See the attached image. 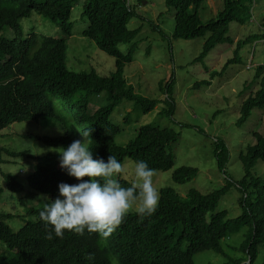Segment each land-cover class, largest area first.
Here are the masks:
<instances>
[{
  "label": "trees",
  "instance_id": "1",
  "mask_svg": "<svg viewBox=\"0 0 264 264\" xmlns=\"http://www.w3.org/2000/svg\"><path fill=\"white\" fill-rule=\"evenodd\" d=\"M260 0H223V8L215 18L204 22L199 11L208 0H166V8L175 12L174 40L205 38L203 50L195 62L205 59L218 45H234L228 34L230 25L246 26L253 19L254 8ZM80 0H0V134L16 123H36L61 132L58 138L24 136L50 148L66 147L73 140L82 139L93 157L106 159L114 155L122 164L125 160H144L154 172H168L175 166L170 146L180 140L173 129L141 127L134 140L126 146L117 145L122 130L111 121L114 110L124 100L133 102L136 110L150 113L156 101L135 93L125 78V68L133 61L140 28L129 30L128 24L137 17L129 0H85L82 18L88 27L82 36L99 50L115 59V71L101 77L94 71L75 73L67 68V41L73 35L72 11ZM258 4V3H257ZM36 13L58 25L61 38L40 35L31 28L24 31L22 22ZM10 31L12 36H7ZM264 40V33L249 36L236 44L234 58L224 69L211 74V80L224 73L228 66L240 62V52L249 42ZM131 45L127 55L118 47ZM205 82L201 85H209ZM259 89L241 106L238 126H243L253 112L264 109V66L255 69L249 87ZM162 89V87H161ZM172 86L166 85V101L174 109ZM104 97L105 103H94ZM256 144L240 152L243 179L228 183L209 194L192 189L182 199L172 188L159 193L156 210L143 218L128 213L107 237L85 231L82 235L65 230L62 237L52 235L39 218L40 209H30V220L16 232L7 221L22 219L11 214L0 215V264H195L193 257L212 251L223 254V242L241 229H247L241 245L246 258L229 260L225 264H258L262 254L264 264V178L254 175L258 163H264V137L254 133ZM217 167L226 179L230 151L222 140L214 143ZM24 157L0 146V165L8 159ZM55 160H59L58 156ZM198 176L192 167H180L172 174L176 185H184ZM6 190L11 194L23 191L13 175H4ZM84 179H88L85 177ZM101 179V178H97ZM122 187L130 183L119 177ZM61 182L74 184L54 163L38 165L26 178L27 187L54 199ZM232 184L240 192L241 215L230 219L226 211H218L219 204ZM5 189L0 188V201Z\"/></svg>",
  "mask_w": 264,
  "mask_h": 264
},
{
  "label": "rangeland",
  "instance_id": "2",
  "mask_svg": "<svg viewBox=\"0 0 264 264\" xmlns=\"http://www.w3.org/2000/svg\"><path fill=\"white\" fill-rule=\"evenodd\" d=\"M43 2L44 0H38ZM135 9L137 17L128 24L129 30L141 29L137 37L133 61L125 68V78L135 93L156 101L154 109L143 114L136 110L133 102L124 100L114 110L111 121L121 130L116 143L126 146L134 140L141 127L151 126L163 129H173L180 134L178 143L170 146L169 152L175 157V166L168 172H154L153 187L158 193L166 188H172L185 199L187 193L195 189L202 194H209L224 188L228 183L243 179L244 170L239 160L240 152L249 145H255L254 133L264 137V109L253 112L251 118L243 126H238L240 110L243 102L254 94L258 85L245 88L254 80L255 69L264 66V40L249 42L240 52V62L230 65L223 74L211 80L212 73H220L227 62L234 58L236 44L249 36L264 33V0L256 3L253 22L246 26L235 23L230 25L229 36L234 45H218L202 61L195 62L200 56L205 38L194 40H174L175 12L166 8V0H129ZM85 0H80L73 9L71 22L73 35L68 39L67 68L75 73L94 71L101 77H110L115 71V59L98 49L90 40L82 36L88 27L87 20L82 18ZM223 8V0H208L199 15L204 22L216 17ZM24 31L31 28L35 32L53 38H61L57 24L46 20L36 13L29 20L22 22ZM11 37L12 33L7 32ZM131 45L118 47L123 55H127ZM210 82L209 85H201ZM172 86L171 102L166 101V85ZM162 87V89H161ZM97 105L105 103L104 97L95 100ZM48 136L58 138L62 135L55 129L36 123H16L0 134V146L14 152L24 153V157L8 159L9 162L0 165V188L5 193L0 201V215L11 214L22 219L7 221V225L16 232L30 220L27 212L30 209L43 208L48 203V197L31 191L26 184V178L33 173L38 165L54 163L59 168V148H50L24 136ZM216 140L225 142L230 151L227 175L219 172L214 152ZM89 147V146H88ZM90 149V148H89ZM134 163L125 160L122 172L114 179L132 182ZM180 167H192L198 170V176L184 185H176L172 180L173 172ZM254 175L264 178V163H258ZM13 175L24 188L22 192L11 194L6 190L4 175ZM240 192L232 184L221 200L218 211H226L230 219L239 217L242 213L239 206ZM159 202V201H158ZM135 204L128 213H135ZM247 229H241L229 239L224 240L223 254L212 251L198 253L193 257L195 264H225L229 260L246 258L241 245L246 240ZM262 254L258 264H262Z\"/></svg>",
  "mask_w": 264,
  "mask_h": 264
},
{
  "label": "clouds",
  "instance_id": "3",
  "mask_svg": "<svg viewBox=\"0 0 264 264\" xmlns=\"http://www.w3.org/2000/svg\"><path fill=\"white\" fill-rule=\"evenodd\" d=\"M254 17L251 22H253ZM89 132H81L82 139L73 140L57 151L59 167L77 182L57 185L58 195L48 199L39 218L51 228L46 238L62 237L65 230L76 234L85 231L107 237L135 204V213L143 218L151 215L158 205L159 193L153 187L154 170L144 160H136L132 168V182L122 187L117 179L122 164L114 155L106 159L93 157L85 143ZM87 177L88 179H84ZM101 178V179H97Z\"/></svg>",
  "mask_w": 264,
  "mask_h": 264
}]
</instances>
